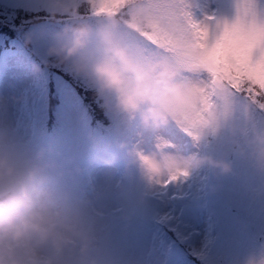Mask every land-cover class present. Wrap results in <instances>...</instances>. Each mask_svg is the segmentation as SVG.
Listing matches in <instances>:
<instances>
[{"label": "clouds", "instance_id": "clouds-1", "mask_svg": "<svg viewBox=\"0 0 264 264\" xmlns=\"http://www.w3.org/2000/svg\"><path fill=\"white\" fill-rule=\"evenodd\" d=\"M175 2L165 40L159 38L164 29L160 16L168 0H48V20L59 27L33 70L41 72V64L66 69L94 89L102 107L153 133L151 146L143 138L117 141L125 167L135 166L149 183L166 185L202 168L217 177L234 170L228 158L179 150L162 134L169 125L197 148L205 137L226 130L233 150L264 173V122L253 117L254 110L264 112L261 81H251L255 91L249 92L226 76H212L193 59L198 51L193 25L230 23L235 17L229 21L214 12L201 13L200 0ZM240 3L234 0L235 9ZM42 35L24 31L25 45ZM48 151L39 148L23 166L7 150L0 151V264H99L93 229L79 212L62 207L45 181L48 169L59 176L66 171L46 156ZM246 264H264V251Z\"/></svg>", "mask_w": 264, "mask_h": 264}, {"label": "rangeland", "instance_id": "rangeland-1", "mask_svg": "<svg viewBox=\"0 0 264 264\" xmlns=\"http://www.w3.org/2000/svg\"><path fill=\"white\" fill-rule=\"evenodd\" d=\"M200 1L206 3L209 12L229 21L236 15L234 0ZM47 6L48 0H0V47L16 48L14 55L4 59L0 83V151L7 150L23 166L39 148L50 149L46 156L66 171L59 176L57 170L48 169L44 176L51 179L61 206L79 212L82 221L93 229V252L99 264H246L249 257L264 251V190H260L264 173L250 158L233 150L226 130L205 137L198 148L173 125L162 132L184 152L199 150L232 160L233 172L219 177L202 168L167 185L152 184L135 166L125 167L124 151L118 154L122 158L118 165L93 168L87 172L86 181L80 171H67L81 169L95 151L101 154L97 156L107 155L109 149L115 154L128 121L134 124L133 134L145 144H152L154 134L120 112L105 109L106 118L102 107L99 115L113 125V136L105 137L90 126L86 105L66 76L53 73L43 64L41 72L33 70L34 62H39L32 52L43 60L51 34L57 29L48 22L24 30L43 33L28 48L23 44L24 31L18 40H5V27L20 30L37 14L47 13ZM256 6L264 12V0H256ZM50 74L58 97L53 125L59 124L51 128L52 137L44 140ZM235 103L239 106L240 99ZM253 117L258 123L264 122L263 112L254 110ZM180 140L183 144L178 147ZM205 230L208 238L202 241Z\"/></svg>", "mask_w": 264, "mask_h": 264}, {"label": "snow or ice", "instance_id": "snow-or-ice-1", "mask_svg": "<svg viewBox=\"0 0 264 264\" xmlns=\"http://www.w3.org/2000/svg\"><path fill=\"white\" fill-rule=\"evenodd\" d=\"M175 11V0H168L160 16L164 29L159 38L168 39L167 31L172 27ZM173 30L178 32L179 28ZM193 35L198 50L193 59L204 64L209 74L217 78L226 76L249 92L255 91L250 84L258 78L264 87V12L257 10L256 0H241L230 23L193 25Z\"/></svg>", "mask_w": 264, "mask_h": 264}, {"label": "bare ground", "instance_id": "bare-ground-1", "mask_svg": "<svg viewBox=\"0 0 264 264\" xmlns=\"http://www.w3.org/2000/svg\"><path fill=\"white\" fill-rule=\"evenodd\" d=\"M205 5H206V3H205ZM34 78V77H33ZM32 79V78H31ZM31 82V81H30ZM181 143H182V141L180 140V141H178V147H180V145H181ZM179 150H182L183 151V149H181V148H178ZM102 168H108V167H102ZM208 225V224H207ZM208 238V232H207V230H205V232L203 233V235H202V241L203 240H206ZM202 246V245H201Z\"/></svg>", "mask_w": 264, "mask_h": 264}]
</instances>
